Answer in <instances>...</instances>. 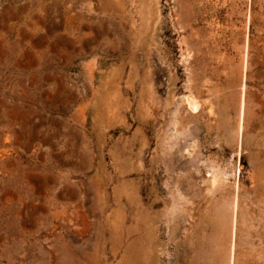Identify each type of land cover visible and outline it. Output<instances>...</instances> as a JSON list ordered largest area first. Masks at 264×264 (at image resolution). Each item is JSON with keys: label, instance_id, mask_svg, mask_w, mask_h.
<instances>
[{"label": "rangeland", "instance_id": "rangeland-1", "mask_svg": "<svg viewBox=\"0 0 264 264\" xmlns=\"http://www.w3.org/2000/svg\"><path fill=\"white\" fill-rule=\"evenodd\" d=\"M0 264H264V0H0Z\"/></svg>", "mask_w": 264, "mask_h": 264}, {"label": "bare ground", "instance_id": "bare-ground-1", "mask_svg": "<svg viewBox=\"0 0 264 264\" xmlns=\"http://www.w3.org/2000/svg\"><path fill=\"white\" fill-rule=\"evenodd\" d=\"M188 104L190 106V109L192 112H198V109H199V102L195 99V98H188ZM240 129H241V126L239 125ZM241 132V130H239Z\"/></svg>", "mask_w": 264, "mask_h": 264}]
</instances>
